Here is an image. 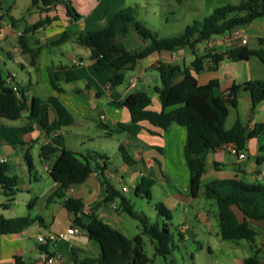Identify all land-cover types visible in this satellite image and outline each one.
Returning a JSON list of instances; mask_svg holds the SVG:
<instances>
[{
  "label": "trees",
  "instance_id": "obj_1",
  "mask_svg": "<svg viewBox=\"0 0 264 264\" xmlns=\"http://www.w3.org/2000/svg\"><path fill=\"white\" fill-rule=\"evenodd\" d=\"M183 1L185 0H177L178 3ZM60 5L67 9V15L72 19L81 18L72 4L66 0H32V8H37L41 14L55 11ZM136 12L137 8L134 7L121 10L112 16L107 28L91 34L69 35L65 33L53 41L52 45L58 46L72 41L88 48L91 51L93 68L98 74L110 69L114 70V75L110 80L111 89L123 84L125 75L121 72L122 70L132 69L139 61L155 53L171 52L178 48H189L195 55L191 68L196 73L205 68L207 60L212 64L210 70H216L223 61L239 62L252 57H256L264 65V49H250L240 41L232 42L231 48L221 53L206 48L205 54L199 56L196 51L198 46L214 36L230 34L237 28L245 27L255 20L264 18V0H244L238 5L216 8L202 22H194L181 34L167 38L159 37L157 33L138 21L135 17ZM51 22L50 18L42 19L37 25L25 30L24 36L20 39L22 52L31 54L33 65L39 56V50L29 48L26 35ZM131 28H134L136 33L149 44L132 50L127 49L123 44V39L129 35ZM1 29L2 24L0 23V31ZM76 68V66L48 68L50 84L56 93H64L62 87L64 83L80 79ZM191 68H184L182 80L174 83L180 69L170 63L158 62L155 70L159 73L161 86L156 87L155 91L159 95L163 110L161 112L149 110L150 96L146 92H136L123 101L112 103L116 108L124 107L130 111L132 118L130 123H120L113 130H108L107 125L100 127L106 131V137L121 133L135 137L142 131L141 123L143 122H148L162 130H168L172 125L185 127L187 141L184 157L190 173V196L194 199L198 198L203 187V196L217 203L221 238L225 241H248L252 244L254 255L246 258L245 264H264L259 257L261 250L255 247L259 232L254 227V224H261L264 227V184L262 182L249 183L238 178L216 179L205 185L202 182L206 173L208 153L229 145L236 146L238 152L246 151L248 140L264 133V123L256 124L255 128L248 133L240 117L231 129L225 128L229 114L228 105L238 107L241 92L250 94L252 111L264 101V80L250 81L244 85L234 84L227 91L222 92L218 81L200 85L192 74ZM9 77L14 80V77ZM17 87L20 97L17 96L12 86L6 85V81L0 75V120L17 121L22 118L24 112H28L29 122L20 127L0 125V147L8 145L22 148L28 145L29 143H26L23 138L33 132L36 125L50 132V130H61L74 122L71 112L58 96H50L47 100L34 96L29 102L26 96L27 88L18 84ZM49 108L56 115L51 125H48ZM121 150L126 163L129 165L136 163L123 148ZM40 151L44 161L56 156L49 174L57 187L49 196L48 202L63 200L64 208L74 216L77 226L100 246L99 256L83 261L82 264H150L151 261L142 253L143 238L141 235L129 239L120 231L105 225L95 215L91 217L89 223L84 224L79 218V214L84 210L83 202L79 199L66 198L72 186L81 185L87 181L94 170V164L100 167L98 163L104 159V156L94 152L80 155L66 147L61 135L52 137L50 142L41 147ZM24 157L32 168L29 151ZM7 170L8 164L0 166L5 194L8 197H14L17 192L15 186L18 178L7 176ZM154 184L155 180L152 177H143L133 192L136 197L151 199ZM106 185L107 195L104 202L112 203L119 199L121 210L141 223L142 234L157 242V252L167 255L169 253L168 244L171 241V234L167 227L164 225L160 232L158 223L150 224L146 217L135 212L129 199L108 182ZM32 204L33 201L29 203V206L31 207ZM157 209L171 219L170 211L163 205L158 206ZM236 211L242 214L243 221L239 220ZM37 220L40 218L25 216L5 219L0 216V233L19 234Z\"/></svg>",
  "mask_w": 264,
  "mask_h": 264
},
{
  "label": "crops",
  "instance_id": "obj_2",
  "mask_svg": "<svg viewBox=\"0 0 264 264\" xmlns=\"http://www.w3.org/2000/svg\"><path fill=\"white\" fill-rule=\"evenodd\" d=\"M66 1L70 2L77 13L81 16L79 20H74L69 17L67 15V9L63 5L58 6L55 11L45 14H41L37 8H32V0H5L4 4L2 6L0 5V23L2 24L0 42H3L7 48L12 46L16 49L18 47L16 42H20V39L25 34V30L31 26L37 25L44 18L52 19L50 24H47L26 35L29 48L32 50L36 49V51L39 50V56L36 59V63L33 65L31 54H24L21 48L16 49L18 52L17 55L23 58V60L32 67L37 77L46 78L45 84L50 87L52 92L50 96H58L60 101L71 112L74 118L72 125L63 127L61 130H50V132H48L40 125H36L39 129L35 126L34 131L28 134H32L33 138L30 140V138H27L28 135H26L23 139L29 144L33 142L27 146L33 147L35 145H39L41 149L43 145L50 142L52 137L55 135H61L64 138L66 147L70 149L64 135V132L65 134L67 132V135L77 137L81 146H92L91 143H93L94 139L97 137L100 140L105 141L103 142L102 150L107 148L115 151V149H117V162L120 168L124 169L126 172V176L119 174L117 169L112 167L108 155L101 153L102 155H99L104 156V159L99 161L98 164L100 167H96L94 164V170L87 181L81 185L72 186L68 190L66 198L79 199L83 202L84 210L79 214V218H81L82 223H89L91 217L95 215L105 225L123 233L124 228L122 223L124 218L120 216V206L116 203V200L112 203L104 202L107 195L106 182L124 195V193H129L130 187L134 189L143 177H152L155 181L163 184L168 195L172 199L176 201H178V199H182V197L194 199L189 194L190 173L184 157L187 130L185 127L179 125H172L168 130H162L152 126L148 122H143L141 123L143 129L137 136L132 137L125 133V138L122 137L117 141H113L114 135L116 134L106 137V131L102 130L100 126L107 125L108 130H113L120 123H130L132 121L130 111L124 107L116 108L112 105V103L123 101L136 92H146L151 98V105L148 109L154 112H161L163 107L159 99V95L155 91L156 87L161 86V80L153 73V71H156L155 65L158 62H165L178 67L180 72H178L174 79V83H178L183 78V69L191 68V64L195 58L189 63H186L187 55L185 53V49L189 48H178L171 52L163 51L161 53H155L150 57L139 61L132 69L122 70L121 72H123L125 76L128 74L130 75L129 81L125 85H121L115 89L110 88V80L114 75V70L110 69L101 73H107L104 80L92 76L97 82L94 86L90 83L79 86L78 83L83 80L81 74L78 73L77 68L97 73L92 65L91 51L88 48L79 46L70 41L61 45H71L67 46L70 49L68 53L61 51L62 48H60V46L57 47L60 49V54L63 59H59L58 63H54L53 61L49 63L47 56L56 52V50H49L47 48L48 43L52 44L53 41L60 38L65 33L69 35L79 33L91 34L99 30H103L108 27L109 21L113 15L121 10L132 7V3H130V0ZM242 1L244 0H241V2ZM241 30L245 36L244 45L254 50L264 49V18L255 20L251 24L242 27ZM41 33H43L45 37L42 36L37 38L36 36ZM129 40H134L137 44V48L149 44V42H145L136 33L134 28H131L129 35L123 39L125 47ZM214 41L215 45L212 49L218 53L225 52L230 49L232 45V42L225 40V36H222ZM129 50L132 49L130 48ZM205 50L206 46L204 44L198 46L196 49L199 56H203L205 54ZM192 55L195 57L193 53ZM7 56H9L8 53ZM253 58L256 57L239 62L223 61L218 65L216 70H210L212 64L209 60H207L204 69L196 73L191 68V72L200 85H207L212 81H218L220 90L225 92L234 84L244 85L250 81L264 80V66H260V64H258L260 61L258 60L259 62H255ZM177 61H182L183 66L177 63ZM71 66L77 67L76 72L80 75V79L75 82L64 83L62 85L64 93H56L50 84L48 68ZM137 69H139V72L135 75L134 72ZM7 72V77L12 76L9 71ZM30 72L31 71H28L29 80L27 87H29L31 92V90L33 91L40 81L36 78L33 79ZM0 75L2 76V74ZM33 97L34 96L29 98L27 97L28 101L30 102ZM242 106H244L245 110L249 112L246 113L245 117H242L244 115H241ZM228 111L229 114L225 123V128L227 130L234 126L238 117L241 118L249 132L255 128L256 124H259V120L264 122V101L259 103L255 110L252 111L251 96L247 92H241L238 98V107L228 105ZM231 115L233 118L232 120H229ZM246 117L249 118L248 123H246ZM55 118L56 115L54 111L49 108L48 125H51ZM95 127H99L101 132L94 133ZM68 132H71V134H68ZM39 134H43L42 137L44 138V142H36V140H32L38 138ZM122 134L123 133L117 135ZM108 139L110 142H106ZM259 139L260 137L258 136L256 138H251L248 141L247 150L244 151L247 155L245 159H239L238 156L232 153L227 146L208 153L206 155V173L202 178L203 185L212 180L228 178H238L249 183L264 180L261 172L256 169V166L249 163L251 153L255 154L257 158H260L258 154L261 151H264V142H260ZM111 140L113 142H111ZM124 145H127L128 148L133 151V156L131 157L135 160V164L129 165L124 161L121 148L128 153V150ZM0 148H7V153L5 155L0 154V156L8 158V170L6 175L18 178L15 186L17 194L20 191L21 180L14 173L9 160L12 156H19V148L8 145H3ZM70 150L80 155L91 153L87 151L86 154H82L80 151L73 149ZM228 155L235 156L236 161L230 164L227 157ZM40 159L41 161L46 162L41 157V151ZM55 159L53 163L55 162ZM245 162H248V164H244ZM16 163L19 164V162ZM125 164H128L133 168L127 172ZM51 166H46V171L50 172ZM32 168H29L30 172ZM128 174L129 177L127 178ZM37 181L38 179L34 178V182L36 183ZM31 187L32 182L30 181L29 190H31ZM56 187L57 184L53 181L47 190L36 195L35 200L43 204V210L38 209L37 211L39 213H34V210L38 206V202L32 204L31 207L28 204L31 211L29 210L26 216L31 218H40V220H37L32 225L25 228L19 234L4 235L0 233V264L35 263L41 249L38 243V236H48L50 234H63V237L59 238L56 242L49 241L43 246V249L49 252H59L62 255V261L56 264H82L83 261L97 258L99 256V244L96 241L91 240L87 236L86 232L77 226L74 216H72L64 208L63 200L58 199L51 203L48 202L49 196L55 191ZM123 188H127L128 191L125 192ZM203 190L204 188L202 187L200 196L203 195ZM14 197H8L5 193L0 196V216H3L5 219L20 218L19 216H4L2 214L3 211L8 210L10 207L11 201H9V198L13 199ZM182 203L183 202L180 201V204ZM236 213L239 220L243 221L242 214L238 211H236ZM195 220L197 222H205L206 225L210 224V216L197 215L195 216ZM254 225L262 228L261 242L258 244L256 241L255 247L261 250L259 257L264 263V227L261 224ZM72 227L78 228L79 233L74 235L67 234V230ZM200 229L201 228L198 225L185 223L181 227V232L189 231L193 238H196L200 234ZM137 236L140 235L128 238L134 239ZM217 237H219L218 234ZM237 247H240V244H237ZM248 257L251 256L243 258L237 257L234 260V264H245V259Z\"/></svg>",
  "mask_w": 264,
  "mask_h": 264
},
{
  "label": "rangeland",
  "instance_id": "obj_3",
  "mask_svg": "<svg viewBox=\"0 0 264 264\" xmlns=\"http://www.w3.org/2000/svg\"><path fill=\"white\" fill-rule=\"evenodd\" d=\"M130 1V3H132V7L137 8V12L135 13L136 19L143 23L151 31L157 33L161 38H167L181 34L186 27L192 25L194 22H202L206 17L210 16L216 8L225 5L239 4L241 2V0H185L182 3H178L177 0ZM4 2L5 0H0V5L2 6ZM42 36L45 37L43 33L37 35L36 37L40 38ZM221 37L222 36H214L212 40H216ZM16 45L18 46L16 49L21 48L18 42H16ZM136 45L137 44L134 40H129L126 44V47L127 49H136ZM59 46L62 48L61 51H64L65 53L70 51L69 47L67 46L71 45H58L53 47L52 44L48 43L47 48L49 50H56V52L47 56L49 63L51 61L58 63L59 59H63L60 54V49L57 48ZM16 49H14L12 46L7 48L3 42H0V74H2V78L6 79L8 73L7 71H9L14 77V83L27 88L26 95L28 98L31 96H36L40 99L46 100L52 93L50 87L45 84L46 78L37 77L32 67L27 62H25L23 58L17 55L18 52ZM7 53L9 56H7ZM185 53L187 55L186 63H189L195 58L189 49H185ZM253 60H255V62H259V59L256 58H253ZM177 63L183 66L182 61H177ZM258 64H260V66H264L261 62ZM77 69L83 80L82 82L78 83L79 86H83L87 83H90L94 86L97 83L93 78L94 76L100 78L101 80H104L107 76V73L99 75L93 71H91V73L82 68ZM28 71H31L30 73L33 79L36 78L40 81L34 90H31V92L29 87H27L29 80ZM138 72L139 69H137L134 74L137 75ZM153 73L160 79L159 73L157 71H153ZM129 77V74L125 76L122 85L128 83ZM242 107L241 115H244L242 117H245L246 113L249 112L245 110L244 106ZM27 117L28 113L25 112L20 120L9 121L2 119L0 120V125L16 127L27 125ZM232 118L233 116L231 115L229 120H232ZM248 121L249 118L246 117V123H248ZM258 123L260 124L264 122L259 120ZM36 127L39 129L38 126ZM100 132L101 129L99 127H95L94 133ZM68 134H71V132H68ZM64 135L67 140V145L70 149L80 151L82 154H86L87 151L94 152L96 154L105 153L108 155L112 167L117 169L119 174L126 176V172L124 169L120 168L117 162L118 150L115 149V151H113L112 149L107 148L102 150V145L105 141L94 137L95 139L93 143H91L92 146L87 145L84 147L80 145V141H78L77 137L73 135H67V132L66 134L64 132ZM42 136L43 134H39L38 138L32 140H36V142H44V138ZM125 136V133L122 135L116 134L114 135L113 141H117L122 137L125 138ZM259 137L260 142H264V133ZM27 138H30L31 140L33 135H28ZM107 141L110 142L109 139L106 140V142ZM113 141L111 140V142ZM124 146L128 150L130 156H133V151L130 150L127 145ZM6 149L7 148H0V154L5 155L7 153ZM27 151H29V154L32 158L33 168L31 169V172L29 171L30 167L24 158V155ZM18 154L19 156L17 157H10L9 161L14 173L21 180L20 191L13 199L9 198V201H11L10 207L8 210L2 212L4 216H26L27 212L30 210L28 204L31 201H34L33 204L38 202V206L34 210V213H36L38 209L43 210V204L35 200L36 195L47 190L53 183L49 172L46 171V166L52 165L55 156H53L49 161H41L39 145H35L31 148L26 145L24 148H19ZM258 155L260 158H257L255 154L251 153L249 163L255 165L256 169L261 172L264 178V151H261ZM227 157L230 164L236 161V158L233 155H228ZM16 162H19L20 165ZM244 164H248V162H245ZM125 166L127 172L133 168L128 164H125ZM128 177L129 174L127 175V178ZM34 178L38 179L36 183L34 182ZM30 181L32 182L31 190H29ZM260 182L264 184V180ZM151 193V199H147L145 197H136L133 192V188L130 187L129 193H124V196L131 201L136 213H138L140 216L146 217L150 224L158 223L160 232H162L164 225L167 227L169 233L171 234V241L168 244L169 253L167 255L159 254L157 252V242L147 235H142V226L138 220L133 219L122 210L120 211V216L124 218L122 223L124 228L123 233L129 238H133L136 235L142 236V253L151 261L150 264H234V260L237 257L243 258L254 255L252 244L248 241H225L221 238L218 221V206L215 200H207L203 195H201L197 199L182 197V199H178V201H176L168 195L163 184L157 181H155ZM180 201L183 203L180 204ZM116 203L121 206L119 199H116ZM160 205H163L165 209L170 211L171 219H168L166 215L160 213V211L157 209V207ZM197 215L210 216V224L206 225L205 222H197L195 220V216ZM185 223L200 226L201 229L199 236L196 238H191L186 234L185 231L181 232V227ZM254 227L259 232L256 241L258 244H260L262 238V228L255 225ZM217 234L219 237H217ZM237 244H240V247H237Z\"/></svg>",
  "mask_w": 264,
  "mask_h": 264
},
{
  "label": "built area",
  "instance_id": "obj_4",
  "mask_svg": "<svg viewBox=\"0 0 264 264\" xmlns=\"http://www.w3.org/2000/svg\"><path fill=\"white\" fill-rule=\"evenodd\" d=\"M225 36V40L229 41V42H234V41H240L242 44H244L245 41V36L241 30V28H237L235 30H233L230 34H226ZM204 45L206 46V48L212 49L215 45V41L211 39L207 40ZM6 81V85L12 86L14 88V90L16 91V94L18 97H20V93L18 91V87L17 84L14 83V80L11 77H7L6 79H4ZM229 148V150L236 154L238 156L239 159H245L247 157L246 153L243 152H238L236 149V146L234 145H229L227 146ZM8 163V158L6 157H2L0 156V166L7 164ZM49 170V169H47ZM123 190L126 192L128 191L127 188H123ZM5 193V187L4 184L2 182V173L0 172V196L3 195ZM79 233V229L76 227H72L70 229L67 230V234H78ZM63 237V234H50L48 236H38V243L41 247L39 254H38V258L36 260L35 263L33 264H56L62 261V255L59 252H49L45 249H43V246L46 242H56L59 238Z\"/></svg>",
  "mask_w": 264,
  "mask_h": 264
},
{
  "label": "water",
  "instance_id": "obj_5",
  "mask_svg": "<svg viewBox=\"0 0 264 264\" xmlns=\"http://www.w3.org/2000/svg\"><path fill=\"white\" fill-rule=\"evenodd\" d=\"M186 232V234L188 235V236H190L191 238L193 237L190 233H189V231H185Z\"/></svg>",
  "mask_w": 264,
  "mask_h": 264
}]
</instances>
